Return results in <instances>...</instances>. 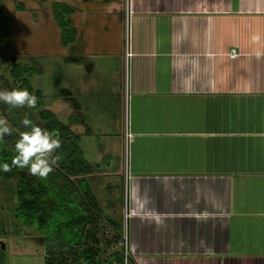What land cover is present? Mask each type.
Returning <instances> with one entry per match:
<instances>
[{
  "label": "crops",
  "instance_id": "0c3cea01",
  "mask_svg": "<svg viewBox=\"0 0 264 264\" xmlns=\"http://www.w3.org/2000/svg\"><path fill=\"white\" fill-rule=\"evenodd\" d=\"M64 4L65 103L48 110L79 136L86 181L129 183L132 256L264 264V0Z\"/></svg>",
  "mask_w": 264,
  "mask_h": 264
},
{
  "label": "rangeland",
  "instance_id": "374dc122",
  "mask_svg": "<svg viewBox=\"0 0 264 264\" xmlns=\"http://www.w3.org/2000/svg\"><path fill=\"white\" fill-rule=\"evenodd\" d=\"M64 3L65 0L3 1L1 9L9 16L13 27V36L10 41L11 52L9 62L6 67L0 71L9 84H0V89L10 90L19 87L20 80L14 79L11 76V67L17 64L32 68L28 70L26 69L28 67H25L24 76L30 81L34 89V95H36V90L42 91L40 94L41 102L38 101L41 107L36 106L33 109H15L22 119L27 115L33 122L42 123L39 115L41 111L50 108L57 110L56 108L58 107L62 109V105L65 103L61 87L57 89L56 86L52 84L54 78V65L51 64L57 57L59 58V60L57 58L59 62H65L62 52L66 45V35L63 33L64 31L62 32L61 27V24L64 26L65 19L64 17L58 18L59 14L62 15L65 13ZM57 9L62 11L57 14ZM56 91L62 94L56 99L58 102L52 104V99L55 100L56 97L53 96V94H55ZM127 104L126 120L128 132L131 114L129 97L127 98ZM2 105L5 104L0 103V116H4ZM24 110H26L25 113H23ZM61 119L64 120L63 117H61ZM9 123L15 128L10 121ZM45 125L46 124H43V126ZM17 132L20 133L21 131L18 129ZM6 140L7 138L5 137L4 141L7 142ZM128 142L129 141H127L123 149L126 166L129 165L130 160ZM11 145L15 147L14 142ZM118 178L119 176L101 177L99 180H88L87 183L84 182V184H88L90 188H94L93 191L97 195L100 205L104 207L105 218L107 219L108 216L114 222L123 224L128 234L127 217L130 216L129 183H126L127 180H117ZM124 183H126V185L123 190ZM15 184V181L7 182L0 179V264H44L46 251L50 247V243L51 245L52 243H57V238L62 237L63 239L64 236H67L65 225L62 224L64 219H62V217L59 219H52L47 224L43 225L37 220L31 221L22 215L16 216L15 208L17 205V197L14 193ZM120 198L124 199L125 208ZM75 200H77V197ZM67 208L68 207L65 206L63 209L66 210ZM105 218L101 220L100 224L106 227L107 231L105 237L110 239L112 230ZM122 241L124 240L122 239ZM116 245L114 250L111 247V250L108 249L107 253L110 254L113 251L122 249L126 252L125 241L121 245L120 243ZM104 253L102 256L107 257ZM132 255L131 252V256ZM131 256H127L128 258L125 264H145L144 260L137 262L136 259Z\"/></svg>",
  "mask_w": 264,
  "mask_h": 264
},
{
  "label": "trees",
  "instance_id": "16d2710c",
  "mask_svg": "<svg viewBox=\"0 0 264 264\" xmlns=\"http://www.w3.org/2000/svg\"><path fill=\"white\" fill-rule=\"evenodd\" d=\"M3 1L0 0V71L9 62L10 41L13 36L9 16L1 9ZM60 11L62 10L57 9V14ZM64 14H59L58 18L64 17L65 19ZM61 27L67 38L66 21L64 26L61 24ZM24 69L22 65L14 64L11 67V76L20 80L19 88H26L34 94L30 81L24 76V71L32 68ZM3 83L9 84L0 72V84ZM35 94L41 102V92L38 90ZM40 102L37 107H41ZM2 109L3 115L17 130L21 132L27 130L21 124L22 117L18 111L13 109L9 112L7 105H2ZM25 112L26 110L23 113ZM39 115L42 123H34L50 132L59 130L63 143L62 147L57 150V154L61 156V160L59 166L55 167L46 180L30 175L27 169L13 168L7 173L0 169L1 180L16 182L14 188L17 197L15 215H22L31 221L37 220L43 225L52 219L60 217L64 219L62 224L65 225L67 236L63 239L62 237L57 238V243H52V245L50 243L46 251L45 264H125L129 256H126L123 249L107 253L112 245L122 241L126 230L123 224L114 222L108 216L107 219L105 218V212L98 203L95 193L88 184H84V182L87 183L85 178L91 174L92 168L83 155L79 136L50 110L45 109ZM43 124L46 125L43 126ZM15 128L11 136H6L7 142L0 141V165L5 162L10 164L15 155V147L11 145L19 139V132ZM76 197L78 201L75 200ZM65 206L68 207L66 210L63 209ZM103 218L110 224L112 230L110 239L105 237L106 227L100 224ZM103 253L107 257H103Z\"/></svg>",
  "mask_w": 264,
  "mask_h": 264
},
{
  "label": "clouds",
  "instance_id": "9594fccd",
  "mask_svg": "<svg viewBox=\"0 0 264 264\" xmlns=\"http://www.w3.org/2000/svg\"><path fill=\"white\" fill-rule=\"evenodd\" d=\"M0 103L7 105L9 112L13 109H33L38 104V97L26 88L0 89ZM21 124L27 130L19 133L11 163H3L0 169L5 173L11 172L13 168L27 169L30 175L46 180L61 160L57 154L63 143L59 130L47 131L27 115ZM13 132L14 128L7 117L0 116V141Z\"/></svg>",
  "mask_w": 264,
  "mask_h": 264
},
{
  "label": "built area",
  "instance_id": "2783aa9c",
  "mask_svg": "<svg viewBox=\"0 0 264 264\" xmlns=\"http://www.w3.org/2000/svg\"><path fill=\"white\" fill-rule=\"evenodd\" d=\"M128 39H129V28H128ZM230 57L232 58H235L237 57L239 54L237 52L236 49H232V51L230 52ZM132 56V52H131V49L128 47L127 48V52H126V57H127V71L129 72V60H130V57ZM128 76V74H127ZM128 106V104H127ZM130 137H131V133L128 131L127 134H126V139L127 141H130ZM129 217V216H128ZM127 217V218H128ZM125 239L123 238V240L125 241V247H126V256H131V251H130V245H129V238H128V234L125 232V235H124ZM124 241H121L120 242V245L124 242ZM115 246H117L116 244L115 245H112V249L114 250L115 249Z\"/></svg>",
  "mask_w": 264,
  "mask_h": 264
}]
</instances>
